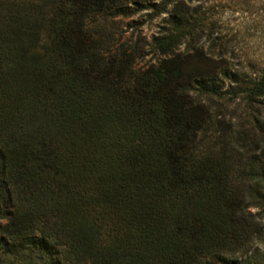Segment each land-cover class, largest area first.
<instances>
[{
  "label": "trees",
  "instance_id": "1",
  "mask_svg": "<svg viewBox=\"0 0 264 264\" xmlns=\"http://www.w3.org/2000/svg\"><path fill=\"white\" fill-rule=\"evenodd\" d=\"M122 3L0 0L1 21L47 31L0 35V261L264 264V117L234 131L231 154L203 150L208 115L182 95L194 82L261 103L264 72L231 92L214 69L184 71L172 53L198 32L190 13L153 38L162 59L136 68L82 29Z\"/></svg>",
  "mask_w": 264,
  "mask_h": 264
},
{
  "label": "rangeland",
  "instance_id": "2",
  "mask_svg": "<svg viewBox=\"0 0 264 264\" xmlns=\"http://www.w3.org/2000/svg\"><path fill=\"white\" fill-rule=\"evenodd\" d=\"M122 2V7H114L117 11L111 10L103 16L97 10L93 16L83 18L82 29L87 35L102 40L100 48L122 46L134 53L136 68H148L162 59L153 38L172 28V17L190 13L192 23L200 22L198 32L184 38L172 53L184 58V71L214 69V83L220 84L217 80L223 78L220 88L231 92L264 72V0H164L156 7L151 4H159L161 0ZM17 10L23 14L20 4L5 3L2 14ZM7 24L13 26L6 29ZM34 25L26 27L20 19L8 21L6 18L4 22L0 19V35H25L22 28H29L32 35H46L43 25L38 22ZM195 49L201 50V54L194 55ZM182 95L192 99L196 114L208 115L204 129L197 134L198 147L203 150H220L226 144L231 154L233 134H245L257 117H264V97L259 99L261 103L251 104L243 92L206 94L194 82L185 86ZM256 149L258 153L259 148ZM0 264L12 263L0 261Z\"/></svg>",
  "mask_w": 264,
  "mask_h": 264
}]
</instances>
